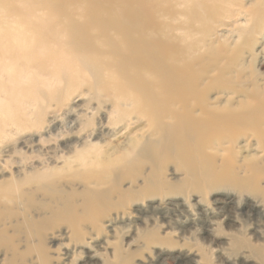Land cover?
<instances>
[{
	"label": "bare ground",
	"instance_id": "obj_1",
	"mask_svg": "<svg viewBox=\"0 0 264 264\" xmlns=\"http://www.w3.org/2000/svg\"><path fill=\"white\" fill-rule=\"evenodd\" d=\"M251 2L247 7L236 0H53L49 5L53 14L37 12L34 2H27L24 11L0 10V94L13 97L33 92L39 83L47 89L42 100L49 105L60 104L64 91L72 95L78 90L77 101L84 98V102L72 105L70 113L81 110L89 114L87 124L104 110L109 113L103 127L78 139L75 146L66 142L42 149L44 158L24 164L21 170L6 172L0 160V195H17L13 202L23 207L22 214L25 204L35 211L32 216L40 217L29 223L39 237H27L28 247L22 252L10 243L8 229L0 225V247L8 244L11 264L21 260L48 264L44 224L61 220L80 237V224L96 220V214L87 212L89 206L114 208L113 195L118 206L145 195H180L189 188L204 193L213 184L205 183L194 169L195 157L189 154L183 160L182 152L172 148L198 142V158L202 151H218L223 143L197 139L198 129L210 122L212 127L222 125L226 117L227 122L259 127L252 129V137L264 151V74L255 68L259 56L264 58V12L254 9L264 3ZM216 28H220L218 34ZM225 55L233 60L234 69L232 64L228 68L233 69L232 75L226 74ZM3 108L0 97V139L14 133L10 126L23 130L45 111L44 107L15 114L16 107V117L6 121ZM250 114H259L261 120L246 119ZM106 126L112 128L110 132H105ZM242 138L247 142L250 137ZM30 141H17L15 152L28 148ZM3 147L0 156L13 149ZM244 158L254 165L251 155ZM167 162H174L183 172L181 182L165 181ZM63 174L77 176L83 186L80 196L85 211L81 215L67 206L69 197L56 188ZM138 180L141 184L134 186ZM125 182L130 187L123 189ZM245 183L255 184V180L245 178ZM258 192L264 198V191ZM37 195L65 206L50 211L44 220V210L50 208L36 204ZM140 238L171 243L154 231L142 233ZM235 242L246 245L241 237H235ZM120 253L119 247L114 249L115 257ZM252 254L264 260V250L253 248ZM61 256L69 257L66 251Z\"/></svg>",
	"mask_w": 264,
	"mask_h": 264
},
{
	"label": "rangeland",
	"instance_id": "obj_2",
	"mask_svg": "<svg viewBox=\"0 0 264 264\" xmlns=\"http://www.w3.org/2000/svg\"><path fill=\"white\" fill-rule=\"evenodd\" d=\"M27 2L37 3V12H55L49 8L53 0H0V10L24 11ZM236 2L247 7L252 3L251 0ZM261 2L264 3V0ZM254 9L258 13L264 12L263 6H256ZM246 17L247 14L239 16L238 22L244 21ZM219 29L216 28L217 34ZM263 63V56H259L255 68L262 74ZM223 64L228 70L226 74L232 75L233 60L225 55ZM231 64L233 69H228ZM35 87L33 92L13 97L0 94L4 104L3 119L6 121L16 117L13 114L16 107L18 111L15 114L22 110L31 112L45 107V111L36 116L23 130L10 126L14 133L0 139V143H3L0 148L4 146V150L10 147L14 149L0 156V163L6 172L21 170L24 164L29 165L33 161L43 159L44 153L41 150H46L49 146L53 148V145L66 142L75 146L78 139L85 138V135L103 127L102 124H105L109 116L108 111L104 110L87 124L85 121L89 114L81 110L70 113L72 105L84 102V98L77 101L78 90L76 93L68 91V94H73L65 95L66 86L60 83L64 91V95L59 96L61 103L49 105L42 100L47 89L39 83ZM82 91L83 88L79 92ZM224 119L222 125L212 127L210 122L197 132L200 142L207 140L212 144L216 141L223 143L218 151H202V157L198 158L195 155L201 148L198 142L196 146L180 144L172 148L176 152H182L183 160L187 159L189 154L195 157L194 169L204 176L205 183L213 184L205 187L204 193L189 188L180 195H145L129 199L118 206V199L113 195L111 202L116 205L114 208L89 206L87 212L96 214V220L93 224H80V237L74 236L68 225L61 220L47 225L45 223L42 233L48 264H264L263 258L252 254L253 248L264 250V198L258 192L264 191V151L252 137V129L257 131L260 128L251 129L244 123L227 122V118ZM246 119L256 122L261 120V117L259 114H250ZM263 128L264 125L261 129ZM111 129L106 126L104 130L110 132ZM229 131L232 133L230 136L221 135H226ZM244 136L250 137L247 142H244ZM102 137L109 141V136ZM202 137L205 139L202 140ZM25 138L31 140L29 147L20 149L21 153L15 152L18 148L16 142ZM93 139L97 141L96 138ZM246 155L252 156L254 165L247 164L248 160L244 158ZM61 165L62 162L57 164ZM183 177V172L177 170L174 162H167L165 176L163 175L167 183H179ZM250 177L255 180V184L245 183V178ZM140 184L138 180L134 186ZM236 185L240 187L236 188ZM128 187L129 183L125 182L123 189ZM56 188L64 193L63 196L69 197L68 207L78 215L84 213L85 208L80 196L83 186L77 176L63 174L56 183ZM16 197L17 195H0V225L8 229L10 243L22 252L28 247L27 237L32 240L39 237L36 227L29 223L39 221L40 217L32 216L35 211L28 209L22 200L18 199L17 202L24 204L26 209V213L22 214L23 207L13 202ZM35 203H44L50 208L47 212L44 210V220L49 218L50 211H59L65 206L61 202L52 201L46 195H37ZM147 231H154L158 237H167L171 243L167 245L154 240L144 242L140 236ZM235 237L243 238L246 245H238ZM7 246L5 243L0 247V264L12 263ZM29 247L35 248L32 245ZM117 247L121 249V253L115 257L114 249ZM64 251L69 255L67 260L61 256ZM17 264L27 263L21 260Z\"/></svg>",
	"mask_w": 264,
	"mask_h": 264
}]
</instances>
